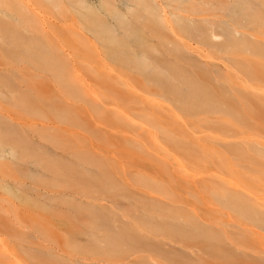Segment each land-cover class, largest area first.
<instances>
[{
  "label": "bare ground",
  "instance_id": "bare-ground-1",
  "mask_svg": "<svg viewBox=\"0 0 264 264\" xmlns=\"http://www.w3.org/2000/svg\"><path fill=\"white\" fill-rule=\"evenodd\" d=\"M0 50L3 102L47 110L46 122H20L0 104V165L16 161L38 181L1 179L55 209L69 240L130 249L125 264L263 261L249 240L264 239V0H0ZM23 63L49 88L29 84ZM81 103L113 125L98 129ZM126 153L140 160L129 170ZM8 231L0 217V264L99 263L52 246L43 257L39 238Z\"/></svg>",
  "mask_w": 264,
  "mask_h": 264
},
{
  "label": "rangeland",
  "instance_id": "rangeland-1",
  "mask_svg": "<svg viewBox=\"0 0 264 264\" xmlns=\"http://www.w3.org/2000/svg\"><path fill=\"white\" fill-rule=\"evenodd\" d=\"M204 7H206V8H208L209 6H206V5H204ZM69 42L72 44V43H75L76 42V39L75 40H69ZM191 44H192V46L189 48V51H191L193 54H195V55H201V54H204L206 51L204 50V49H202V48H199L198 47V45L197 44H195V43H193V42H191ZM65 48H67V46L65 45ZM157 53V52H156ZM4 60H7V58H6V56H5V54L3 53V52H1V50H0V61H4ZM219 61V60H218ZM15 63H16V61H14ZM25 65H27L26 63H23V64H21V67H23V68H25V69H23L25 72V74L27 75H25V77H26V80H27V82H29V84L30 83H33L35 86H37V89H38V91L39 92H41V91H43V89L46 87V85L48 86V84L46 83V81L47 80H45L44 78H42L41 79V76H40V78H39V76H32L31 74V71H32V69L31 68H29V67H24ZM38 77V78H37ZM47 79V78H46ZM30 86H32V88H33V85H30ZM34 86V87H35ZM41 86V87H40ZM45 86V87H44ZM71 86H73V85H71ZM38 87H40V88H38ZM48 88H49V86H48ZM34 89V88H33ZM61 89V88H60ZM34 91V93L35 94H33V95H37L36 96V98H40L41 97V95L39 94L38 95V93L36 94V91L35 90H33ZM61 91H62V89H61ZM45 92V91H44ZM43 92V93H44ZM11 93H14V92H11ZM62 93V92H61ZM45 94V93H44ZM42 97H44V96H42ZM46 97H47V95H46ZM33 98H35V96L33 97ZM38 98V99H39ZM38 99H36V100H38ZM47 99V98H46ZM86 98H84V100H85ZM45 100V99H44ZM43 100V101H44ZM81 100H82V98H81ZM32 101H33V99H32ZM39 101H40V104L41 105H43L44 103L42 102V100H40L39 99ZM2 102V103H1ZM11 102V101H10ZM22 102V101H21ZM43 104H42V103ZM79 102V101H78ZM80 102H83V101H80ZM29 103V102H28ZM28 103H26V101H23L22 103H20V101H18V103H13L12 104V102H11V104H9V102L8 103H6L5 101L3 102V99L0 97V104L2 105H4L5 106V108H8V109H10V111L8 112V111H6V113H8V114H10V116H11V114H12V116L13 117H15V118H12L14 121H16V120H18V121H20V122H22V120L23 121H28V123H31L33 120H35V121H39V123H43V122H41V121H43L44 120V122H46V118H44V116L46 117V114H44V113H46L47 112V110H46V112L45 111H43L42 110V108H41V110L43 111V114H41V112H40V110H37L36 109V107L39 109L40 107H38L36 104H35V102L33 103V105L35 104V108H33L32 106H29L28 105ZM39 103V102H38ZM49 103L51 104V102H49L48 101V106H49ZM30 104V103H29ZM79 104V103H78ZM82 104V103H81ZM83 104H85L86 105V103H83ZM82 104V105H83ZM90 104V103H89ZM1 105H0V107H1ZM31 105V104H30ZM45 105V104H44ZM51 106V105H50ZM49 106V107H50ZM87 107H89V108H91L88 104L86 105ZM86 106H85V108H86ZM45 107V106H44ZM49 107H48V109H49ZM84 107V106H83ZM46 108V107H45ZM52 108V107H51ZM50 108V109H51ZM89 108H86V109H88V113H89V111H90V114L92 115H90V114H88V113H86L84 110H86V109H82L81 110V108H80V110L78 111V109H76V112H79V113H81L80 111H82V113H84L83 115H81L80 114V116H82V120H84L86 117H85V115L87 114L88 116L90 115V117H92L93 118V120H95L96 122H97V119L99 120L98 122H97V124H95V125H97L96 127L98 128V125H100L101 126V128H103V127H105L106 126V124H103L104 123V119L102 120V118H101V121H103V122H100V119L98 118V116L95 118V113L94 114H92L93 112H92V108H91V110L89 109ZM2 109V111L4 112L5 111V109H3V108H1ZM35 109V110H34ZM36 111L37 113H35L34 111ZM52 111H53V109H51ZM50 110V111H51ZM49 111V112H50ZM40 112V113H39ZM72 112H75V111H72ZM53 113H55V112H53ZM78 113V114H79ZM36 114H38L41 118H39V116H37ZM48 114V113H47ZM69 114V115H68ZM44 115V116H43ZM54 115V114H53ZM55 115H57V113L55 114ZM67 115L68 116H70L71 114L70 113H67L66 114V116H65V114L62 116H60V117H64L65 116V118H67ZM73 115V114H72ZM72 115L70 116V117H72ZM11 116V117H12ZM51 116V115H50ZM58 116V115H57ZM70 117H68V119L70 118ZM79 117V116H78ZM85 117V118H84ZM90 117L88 118V119H90ZM42 118H44V119H42ZM48 118H49V116H48ZM53 118V117H52ZM54 118H56L57 119V117L56 116H54ZM62 118H58L59 120V122L61 121V126H63V127H68V129L69 130H71V129H74V127H72V126H74V125H77L78 123H80V119H78V121L76 120V118H77V116L75 117V116H73V118L76 120V121H72L71 119H73V118H71V119H69V121H72L73 122V124L74 125H72V122L70 123L69 121H68V119L67 120H62ZM80 118V117H79ZM50 119V118H49ZM88 119L86 118V120H84V121H88ZM110 119V120H109ZM107 118V122H111V120L113 121V119H111V118ZM52 120V119H51ZM17 121V122H18ZM25 121V122H26ZM31 121V122H30ZM34 121V122H35ZM49 121V120H48ZM63 121V122H62ZM65 121H67V122H69L70 124H64V122ZM95 121H90V122H95ZM75 122V123H74ZM85 122V123H86ZM89 122V121H88ZM87 122V123H88ZM95 122V123H96ZM113 122H115V121H113ZM33 123V122H32ZM38 123V122H37ZM82 123V122H81ZM81 123H80V125H81ZM84 123V122H83ZM100 123V124H99ZM89 124V123H88ZM91 125H92V123H90ZM72 125V126H71ZM79 124H78V127L76 126V128H81V127H79L80 126ZM107 125H113V124H107ZM71 126V127H70ZM89 126V125H88ZM94 126V125H93ZM83 127H85L86 128V125L84 124V126ZM95 126H94V128H96ZM75 128V129H76ZM90 128V127H89ZM114 128H116V127H114ZM87 129V128H86ZM86 129H78V130H80V131H83V132H85L86 131ZM99 129V128H98ZM98 129H97V133H98ZM114 130V129H113ZM72 131V130H71ZM75 131H77V129L75 130ZM94 131V130H93ZM96 131V130H95ZM102 131H104L103 129H102ZM100 132V131H99ZM106 132V131H105ZM104 132V133H105ZM91 133H92V131H91ZM94 133V132H93ZM96 133V132H95ZM94 133V134H95ZM99 134H101V133H99ZM102 134H103V132H102ZM47 137V139H46V137ZM44 137L45 138H43V136H42V139H44V140H46L47 141V143H48V141H49V144H53V140H51L53 137H51V136H47V135H45ZM51 137V138H50ZM55 137V136H54ZM50 138V139H49ZM57 138V137H56ZM56 138L54 139L55 141H54V143H57V140H56ZM41 139V140H42ZM59 139V138H58ZM50 140H51V143H50ZM46 141H45V143H46ZM60 140H58V142H59ZM97 142V143H96ZM95 142V150H96V152H100L99 154H104L106 157H107V155L108 156H112V154H113V156H114V158L115 157H118V158H120V155H117V151H115V150H113V149H111V150H113V153H111V151H108L107 152V148L105 149V147H104V143L102 144V143H98L99 141H96ZM97 144H99V145H97ZM102 144V145H101ZM98 146H99V148H98ZM104 148H103V147ZM101 147H102V150H101ZM96 148H98V150L96 149ZM104 149V150H103ZM118 149H120L119 147H118ZM124 151V150H123ZM96 152H95V154H96ZM117 152V153H116ZM88 153V152H87ZM97 153V154H98ZM108 153V154H107ZM110 154V155H109ZM89 155V154H88ZM126 155H127V153H126ZM91 157H92V155H90ZM125 156V155H124ZM135 156V161L137 162V163H139L140 162V160L136 157V155H132V157H130V155H129V153H128V155L127 156H125V157H128V158H131V160L130 159H123V160H120L119 162H121V161H124V160H128V162H132L131 164L132 165H130V163H129V166H128V164L127 163H124L123 164V169H125V170H129L130 169V167L132 168L133 167V165L135 164V161H134V159H133V157ZM96 158L98 157V156H95ZM100 157V156H99ZM102 157H104V156H102ZM105 157V158H106ZM96 158H94V156H93V159H96ZM108 158V157H107ZM110 158V157H109ZM113 158V157H112ZM99 159V158H98ZM96 160V161H98L99 163L102 161V160ZM106 160V159H105ZM114 160H116V159H112L110 162H112V161H114ZM130 160V161H129ZM16 163V161H11L10 163ZM109 161H108V163H110ZM126 162V161H125ZM10 163H6L7 165H5V163H2L3 164V166H1L0 165V198H3L4 199V205H5V208H0V217L5 221V222H7V224H8V228H9V231L8 232H11V234H17V237H15V239L16 240H19V241H22V242H25V243H29V241H37L36 239L37 238H39L38 240H39V242H42V245H44L45 246V248H42V246H41V248H42V252H46L45 253V255H43L44 253H41V255H43V257H45V256H47V252H49L50 250H48V249H46V247H49L50 249H51V247L50 246H52L53 248V250L56 248V251L57 252H59V254L60 255H62V257H64V255L65 256H67V257H70L71 256V258L73 257V259H75V257H84V258H87V259H89V260H93V259H96V261H98L99 263L98 264H125L127 261H129L131 258H133L135 255H136V253L135 254H132V256H130L129 257V259L127 258L126 259V257H127V255H125L126 253H130V255H131V252L130 251H132V250H124V251H120V252H111V253H108V254H105V253H103V250L102 249H98V248H100V245H98L99 247L97 248V244H95V246L93 245V247L91 246H89V244H87V245H85L84 244V242H82L81 243V245L78 243V244H76L74 241L72 242L71 240H69V237H70V235H71V230H70V227H69V230H67L68 229V227H67V229L66 230H64V229H62V225L60 224V227L59 226H57V225H59V224H56V222L58 221V218L60 219V215L58 216L57 214L58 213H56V215H57V217H56V215H54V213H55V209H53L54 210V213H52L53 211L52 210H50V208L49 207H44L43 206V204H40L39 202H42V201H44V200H42V199H40V200H42V201H37L35 198H37L36 196H34V198L33 197H30L27 193H26V186L24 185L23 186V189H21V188H18V187H13V188H9V187H6V182L3 180V179H1L2 177L5 179V180H7V181H9V182H16L17 181V179H23V180H26V182H37L38 181V176H36V177H33V175L36 173L35 171H30L29 173L31 174L30 176H28V175H22L21 173H23L24 174V171H21L19 168H18V166H15V165H12V164H10ZM13 163V164H14ZM99 163L97 164V163H95V164H97L98 166L97 167H100V166H102V163H100L101 165L99 166ZM106 163H107V161H106ZM136 163V164H137ZM95 164H92V165H95ZM112 164H114V163H112ZM126 164H127V166H126ZM104 165L105 164H103V167H104ZM111 165V164H110ZM109 164H108V166H110ZM107 166V165H106ZM105 166V167H106ZM91 167V166H90ZM93 167V166H92ZM95 167H96V165H95ZM103 167H101V168H103ZM128 167V168H127ZM31 168V167H30ZM108 168V167H107ZM111 168V167H110ZM117 168V167H116ZM116 168H114V170L112 171V172H114V171H117L118 169H116ZM116 169V170H115ZM111 170V169H110ZM109 171V170H108ZM118 172V171H117ZM113 174V173H112ZM114 174H115V172H114ZM121 176V174L118 172V173H116L115 174V176ZM32 176V177H31ZM35 176V175H34ZM117 176V178H119ZM61 178H63V177H61ZM60 180V179H59ZM58 180V181H59ZM62 180H60V182H61ZM59 182V183H60ZM61 184H63V183H61ZM86 184V185H85ZM85 186H87V185H89L90 183H87V182H85ZM119 185H121V183L119 184ZM110 186V185H109ZM112 186V185H111ZM89 187H92L91 185H89ZM117 187V186H116ZM122 187V186H121ZM88 188V187H87ZM95 187H93V189H94ZM122 188H124V189H127V188H125V187H122ZM122 188H120V192H121V194L124 192V190H123V192L121 191L122 190ZM89 189H92V188H89ZM114 189V188H113ZM116 190V189H115ZM115 190L114 191H112L113 192V194H114V192H115ZM117 190L119 191V186H118V188H117ZM117 190H116V192H117ZM108 191L110 192V193H108ZM111 191L110 190H107V191H105V192H107L108 193V195H111ZM126 191V190H125ZM259 192V191H258ZM260 193V192H259ZM112 194V195H113ZM116 194V196H117V194H119V193H115ZM121 194H119V195H121ZM126 194H128V193H126ZM185 194V195H184ZM191 194V193H190ZM189 194V192L187 193V191L186 192H184L183 191V195L185 196V197H187L188 199H190V201L193 203V206H195V208L196 209H202L203 207H205L202 203H200L198 200H197V198L195 197L194 198V196H192V195H190ZM123 195V194H122ZM114 196V195H113ZM124 196V195H123ZM192 197H193V199H192ZM38 199V198H37ZM196 199V200H195ZM44 203V202H43ZM198 203V204H197ZM196 204H197V206H196ZM200 204V205H199ZM202 204V205H201ZM46 205V204H45ZM49 210H48V209ZM52 209V208H51ZM52 220V221H51ZM56 220V222H55V224H54V221ZM9 221H10V223H9ZM52 223H51V222ZM58 222H60V221H58ZM69 231V232H68ZM64 232V233H63ZM66 236V237H65ZM0 237H3V238H6L7 239V237H9L8 236V234H5V233H2V234H0ZM72 239V238H71ZM249 242H250V244H253V249L254 250H251V252L253 253V254H255V255H257V256H259V257H261V258H263V261L262 262H254V261H250V262H246L245 261V263H237V264H264V239H261L260 238V236H253V237H251V240H249ZM46 244V245H45ZM95 247V248H94ZM132 248V247H131ZM44 249V250H43ZM107 249V248H106ZM133 249H135V247L133 248ZM120 253V254H119ZM123 253H125L124 255H123ZM116 254H119V255H117L116 256ZM138 254H141V252L140 253H138ZM75 256V257H74ZM120 256V257H119ZM124 256H126V257H124ZM24 257H26V255H24L22 258H24ZM104 257V258H103ZM65 258V257H64ZM123 258H124V260H123ZM103 259V260H102ZM151 260V259H150ZM150 260L148 261V263L147 262H143V264H149L150 263ZM123 261V262H122ZM160 261H161V259H159L158 260V262L160 263ZM62 262V261H61ZM153 261H151V263H152ZM150 263V264H151ZM60 264H67L66 262H62V263H60ZM155 264V263H154ZM156 264H157V262H156ZM160 264H163V263H160ZM171 264H183V263H179V262H174V263H171Z\"/></svg>",
  "mask_w": 264,
  "mask_h": 264
}]
</instances>
